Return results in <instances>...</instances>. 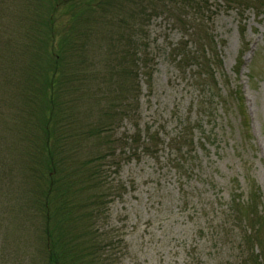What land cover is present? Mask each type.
Masks as SVG:
<instances>
[{
    "label": "rangeland",
    "instance_id": "obj_1",
    "mask_svg": "<svg viewBox=\"0 0 264 264\" xmlns=\"http://www.w3.org/2000/svg\"><path fill=\"white\" fill-rule=\"evenodd\" d=\"M31 2L34 16L31 22V15L23 16L24 27L42 35L39 23L50 19L54 27L46 33L68 42L72 9L57 11L55 0ZM198 3L201 13L169 6L151 15L145 40L139 39L135 109L131 119L113 127V157L100 162L101 180L110 189L95 235L111 264H242L248 224L235 204L251 194L264 213V8L238 9L224 0ZM195 26L212 43L204 49L217 55L215 78L231 93L227 101L236 102L232 116L213 101L194 108L204 101L191 87L198 72L179 68V62L199 47L191 36ZM109 31L97 25L90 33L105 37ZM109 52L104 43L95 57L106 78ZM77 58L85 59L83 70L92 54ZM184 124L193 129V143L178 147L171 141ZM242 132L247 139L240 145ZM148 135L157 136L152 154L143 152ZM97 150L87 143L82 157Z\"/></svg>",
    "mask_w": 264,
    "mask_h": 264
},
{
    "label": "trees",
    "instance_id": "obj_2",
    "mask_svg": "<svg viewBox=\"0 0 264 264\" xmlns=\"http://www.w3.org/2000/svg\"><path fill=\"white\" fill-rule=\"evenodd\" d=\"M31 1L0 0V264H111L95 235L110 189L101 180L100 162L113 157V127L131 119L135 109L139 39L145 40L151 15L169 6L201 13L198 2L204 0H55L57 11L72 9L68 42L46 33L54 27L50 19L39 23L42 35L24 27L26 16L31 15L30 22L34 16ZM224 1L238 9L264 8V0ZM97 25L111 33L94 36L90 32ZM195 27L191 36L199 47L179 62V68L192 66L198 72L191 87L204 101L194 108L213 101L232 116L236 102L227 101L231 93L215 78L217 55L204 49L212 43ZM104 43L113 56L108 78L95 60ZM85 53L92 58L81 70L85 59L77 57ZM242 122L239 127L248 133ZM245 132L240 145L246 142ZM156 137H146L143 152L152 154ZM171 142L192 145L191 125L184 124ZM87 143L98 150L84 158ZM244 197L235 204L248 224L242 264H264V213L257 196Z\"/></svg>",
    "mask_w": 264,
    "mask_h": 264
}]
</instances>
